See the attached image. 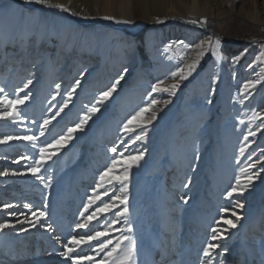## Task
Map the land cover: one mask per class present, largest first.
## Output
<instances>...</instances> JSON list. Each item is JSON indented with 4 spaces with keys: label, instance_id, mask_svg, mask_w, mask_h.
Instances as JSON below:
<instances>
[{
    "label": "rangeland",
    "instance_id": "1",
    "mask_svg": "<svg viewBox=\"0 0 264 264\" xmlns=\"http://www.w3.org/2000/svg\"><path fill=\"white\" fill-rule=\"evenodd\" d=\"M122 1L48 0L43 5L0 0V87L10 98L30 96L20 106V123L0 120V138L38 137L35 149L22 140L0 144V171H23L33 161L14 160L37 156L40 146L78 123L100 91L123 77L84 129L41 169L49 187L31 174L0 176V223L16 225L0 231V264H71L59 256L70 236L105 231L106 236L77 250L93 257L82 264H103L104 253L94 250L104 241L114 243L122 232L135 242L157 237L156 264H206L203 247L211 242V229L227 228L221 215L234 220L232 211L240 216L237 227L220 241L224 247L217 249L212 264H264V118L251 119L254 112H264V0H196L203 12L195 15L186 11L192 0H127L121 14ZM106 5L110 15L104 12ZM216 38L222 59L208 51L186 80L171 75L195 58L203 42ZM28 79L33 83L17 94L15 89ZM77 79L81 85L68 107L40 136L39 125L59 111ZM255 79L261 84L244 100L242 86ZM157 81H163L161 87L177 81L180 86L174 94L152 93ZM152 100L157 104L145 117L155 111L157 119L148 126L146 138L135 140L139 129L123 134L127 118ZM141 151L143 159L128 173L126 217L117 215L123 210L117 203L88 228L76 229L100 172L113 159ZM249 164H255L250 171L260 174L253 186L243 195L226 197ZM120 189L119 183L102 185L98 191L107 195L88 214L102 206L101 201L119 196ZM237 199L242 209L233 207ZM4 203L12 204L17 215L2 210ZM26 203L31 210L24 208ZM37 207L48 213L52 232L17 223L24 219L20 212L30 217ZM129 224L131 233L126 231ZM21 226L28 231L20 232Z\"/></svg>",
    "mask_w": 264,
    "mask_h": 264
},
{
    "label": "snow or ice",
    "instance_id": "2",
    "mask_svg": "<svg viewBox=\"0 0 264 264\" xmlns=\"http://www.w3.org/2000/svg\"><path fill=\"white\" fill-rule=\"evenodd\" d=\"M25 3H36V4H43L47 5L48 0H25ZM51 6V5H49ZM55 7L63 8V5H55ZM66 10V9H65ZM105 19H112V17H105ZM203 22V21H201ZM191 23H196L195 20L191 21ZM179 44H183V41H179ZM219 45L220 39L216 38L213 40H208L203 42L199 46V51L196 52L195 58L191 60L184 68L177 69V71L172 72L171 75L173 77L179 76V79L186 80L192 73L197 69V66L200 62V59L205 56L208 51H211V54L218 59H222L219 53ZM238 59V58H237ZM251 68L252 65H249ZM127 72V69L124 70ZM85 75L84 72H80V76L83 77ZM122 75L117 77L116 81L111 84L106 90L100 91L99 98L96 103L91 104L87 108V111L79 118V122L75 123L74 126L68 127L67 131L64 132L62 135H58L52 139L51 143H44L43 146H40L38 149V155H23L18 157L16 160L13 161L15 164H22L28 160H32L33 163L27 165L23 171H12L10 172L9 169H4L0 171V176H8V175H25L31 174L36 180H39L44 187H49V184L45 183L44 177L41 175V169L45 167V164L48 160H51L52 157L60 151V149L65 146L69 141H71L74 137V134L78 130H83L85 125L87 124L88 120L92 116V114L99 111L98 104H103V102L109 100L113 93L116 91L118 84L120 83V79H122ZM260 79L255 80H248L244 83L241 88V93L244 95V100H247L248 97L252 94L258 84H261ZM33 83L32 79H28L27 82L23 84V87L16 88L15 92L17 94L24 93L26 89ZM215 83V81H213ZM163 81H157L156 83L152 84L151 92L152 93H159V92H168L169 94H174L176 89L180 86L179 82L171 83L165 87H161ZM81 85V80L77 79L75 83L72 84L71 88L68 90L67 98L64 100V103L59 105V111L56 112L53 116H48L43 120V122L39 125L40 127V136H45L46 130L48 129L49 125L52 124L54 120L58 116L61 115L62 112L68 107L71 97L75 93L76 89ZM57 88L60 85L56 86ZM30 99L28 94H24L22 96L17 95L16 98H10V95L6 93L5 89L0 87V120L9 121L13 124H17L21 122L22 111L21 105H25L26 101ZM241 103L244 101L241 100ZM168 103V101H165ZM157 104L156 100H152L151 103L146 104L144 107H140L138 111H135L133 115H130L127 120L123 123L120 131L127 135L129 133H135L137 129H139V135L135 136L136 141H142L146 138V134L148 131V126L152 124L154 120L157 119V115L155 111H151L150 116L145 117V114L148 113L155 105ZM51 111V109H49ZM264 118V112H254L253 117L251 119H261ZM262 124H264V120H262ZM259 130V129H258ZM249 135H255V133H249ZM247 139V137L245 138ZM14 140H22L26 141L30 144L34 149L37 147L38 137L34 135H24V136H10L5 135L3 138H0V144H8ZM248 145L245 144L244 147L240 149L241 153L244 152V149ZM110 151L113 154L117 153V148L112 147ZM123 153H120V156L123 157ZM144 157V152H138L136 155L128 156L126 159H113L111 164L107 166L104 171L100 172L99 174V181L97 187L92 189L93 195L88 197L87 202L84 203L83 208L84 211L81 213V220L75 224L76 229H85L89 227L91 221L96 220L101 213H106L111 209L117 206V203L123 205V210L118 212V216L126 217L128 208H127V181H128V173L133 165H136L142 160ZM120 164L121 167L117 169L115 166ZM255 168V164H249L247 169H241V173L243 175H237L235 177V183L231 185V187L226 191L225 195L228 198H232L234 194L236 195H243L248 189L253 186V181L260 175L255 171H250ZM120 172L121 175L112 176L110 173L113 172ZM49 180L51 177L49 176ZM114 183H119L121 185L120 195H114L112 200L108 203H104L101 201L102 206L97 207L95 211H91L88 214V210L92 205L96 203L97 200H101L102 195H107V192L98 191L102 185H112ZM187 186V185H186ZM13 205L10 203H4L2 205V210L9 212L10 215H17L15 211H12ZM236 209H242L244 204L241 202L240 199L235 201L233 206ZM24 208L31 210L32 205L26 203L24 204ZM221 213H225L228 209H221ZM20 216H23V221H17L18 224L27 223L31 228H35L38 225L40 227H45L48 232L53 231V226L50 223H46V219L48 217V213L46 210L42 211L39 207L36 208L35 211H31L30 217L25 215L24 212L19 213ZM231 216L235 217V219L225 218L221 215V220L224 224L228 225L227 228L219 229L217 227H213L211 229V235L209 237V242L203 247V256L207 258L206 264H212V258L216 254L217 249H221L224 246L220 243V241L226 238V234L229 232V229L237 227V221H239L240 216L235 212H231ZM115 223V221H113ZM217 224L220 221L216 222ZM16 225L10 224L9 222L5 221L0 223V231L5 229L15 228ZM108 227H111L110 225ZM132 226L129 224L126 231L128 233L132 232ZM20 232H27L28 229L21 226L19 228ZM107 232H94L92 235H72L68 238V243L63 245V251L59 252V256L65 258L66 261H71V264H82L83 261H93L92 256L80 255L78 254L77 250L80 249L81 245H86L90 241L99 240L100 237L106 236ZM56 240L59 241L60 237H56ZM97 252L104 253V260L103 264H137L136 259V243L134 238L131 235H125L123 232L121 235L115 240L113 243L112 241H104L98 244V247L94 250ZM224 251H227L225 248Z\"/></svg>",
    "mask_w": 264,
    "mask_h": 264
},
{
    "label": "bare ground",
    "instance_id": "3",
    "mask_svg": "<svg viewBox=\"0 0 264 264\" xmlns=\"http://www.w3.org/2000/svg\"><path fill=\"white\" fill-rule=\"evenodd\" d=\"M55 1L57 2L59 0H55ZM106 1H107L106 3L110 2V0H106ZM122 2H123L122 6L120 5V13L121 14L124 13V11H126L125 8H126V4L128 3V1L125 0ZM107 6L108 5H106V8H104L105 9L104 12L106 15H110L111 12H110V10H108L109 8ZM186 11L190 15H195L197 13L203 12L202 9L197 5L196 0H192L191 4H189L187 6ZM166 15H168V14H166ZM40 24H42V26H44V25L46 26V24H47L46 20L43 18H40ZM152 241L153 242H150L149 239H146V240H142L140 242H135L136 243L137 264H156L155 259H154L153 248H154V246L156 247L155 243H156V241H158L157 237H153Z\"/></svg>",
    "mask_w": 264,
    "mask_h": 264
}]
</instances>
